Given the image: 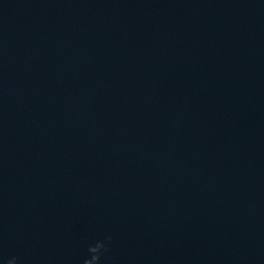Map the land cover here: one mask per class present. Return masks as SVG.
<instances>
[{
  "label": "water",
  "instance_id": "95a60500",
  "mask_svg": "<svg viewBox=\"0 0 264 264\" xmlns=\"http://www.w3.org/2000/svg\"><path fill=\"white\" fill-rule=\"evenodd\" d=\"M98 241L264 264V0H0V264Z\"/></svg>",
  "mask_w": 264,
  "mask_h": 264
},
{
  "label": "clouds",
  "instance_id": "9594fccd",
  "mask_svg": "<svg viewBox=\"0 0 264 264\" xmlns=\"http://www.w3.org/2000/svg\"><path fill=\"white\" fill-rule=\"evenodd\" d=\"M102 250H105V244L103 241H98L95 245L89 247V252L92 253V256L90 258L92 264H99ZM90 259L85 260L84 264H89ZM11 261H13L14 264H16L15 258H13Z\"/></svg>",
  "mask_w": 264,
  "mask_h": 264
}]
</instances>
